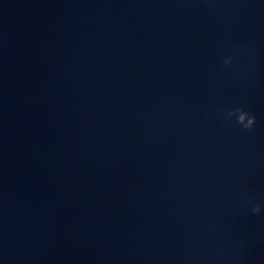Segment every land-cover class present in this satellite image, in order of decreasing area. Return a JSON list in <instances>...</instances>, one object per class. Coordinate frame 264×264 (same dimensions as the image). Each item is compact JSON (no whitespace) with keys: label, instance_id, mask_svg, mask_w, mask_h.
<instances>
[{"label":"water","instance_id":"obj_1","mask_svg":"<svg viewBox=\"0 0 264 264\" xmlns=\"http://www.w3.org/2000/svg\"><path fill=\"white\" fill-rule=\"evenodd\" d=\"M0 264H264V0H0Z\"/></svg>","mask_w":264,"mask_h":264},{"label":"clouds","instance_id":"obj_2","mask_svg":"<svg viewBox=\"0 0 264 264\" xmlns=\"http://www.w3.org/2000/svg\"><path fill=\"white\" fill-rule=\"evenodd\" d=\"M225 63H228V61L226 60ZM237 112L239 113L238 116V123L243 125V127L245 129H251L255 123H256V117L255 115L244 111L243 109H238L236 111H232L229 113L230 116L236 115ZM254 213H259L260 212V207L257 206L253 209Z\"/></svg>","mask_w":264,"mask_h":264}]
</instances>
